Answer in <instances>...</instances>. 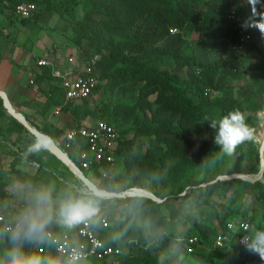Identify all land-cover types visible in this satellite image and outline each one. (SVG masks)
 <instances>
[{
	"label": "trees",
	"instance_id": "obj_1",
	"mask_svg": "<svg viewBox=\"0 0 264 264\" xmlns=\"http://www.w3.org/2000/svg\"><path fill=\"white\" fill-rule=\"evenodd\" d=\"M24 1L34 2L37 5L36 13L47 5L38 0H0V3L14 11L15 6ZM98 1L84 2L85 19L80 22L77 43L87 36L95 52L110 51L109 55L103 54L97 63L100 83L94 93L105 81L110 83L112 92L117 91L118 96L122 95L127 100L125 103H115L107 120L101 121L113 126L120 134L115 163L116 158L124 161L123 171L129 182L127 189H143L162 201L147 197L117 199L115 201L126 210L124 219L115 221L109 209L101 216L110 218L109 228L99 227L98 217L90 220L102 239L123 249L118 264H157L152 252L168 256L171 254L169 248L177 242L186 244L188 249L189 239L194 237L198 238V243L193 253L205 255L206 252L222 251L227 255V263H249L255 255L238 245L236 234L221 249L215 247V238L220 233L228 232L230 222L246 221L253 230L254 219L236 212L234 205L240 191L250 186L256 188L250 190L253 200L264 208V184L260 181L251 184L241 178L217 179L219 175L232 174L226 168L212 177V183L207 181L205 186L198 187V183L191 182L186 185L189 189L185 191L184 185L175 193L172 189L159 190L158 186L168 185L185 169L191 170L203 161V152L212 143L215 144L211 120L218 121L230 111L242 112L238 101L233 99L236 90L233 84L240 80L246 70L237 53L249 51L262 54L261 46L254 42L257 34L252 33L249 42L242 41L243 33L250 32L243 30L231 2L225 0ZM261 2L264 3V0ZM201 4L208 9H199ZM257 10L264 11L260 5H257ZM233 13L236 16L234 19L231 17ZM95 16L103 19L99 30L93 31L90 23ZM104 18H114V22L106 28L109 22ZM187 27L199 31L200 46L194 53L185 54L178 45L172 53L153 59L152 52H161L156 44L164 41L167 29L178 31ZM199 50L200 61L196 57ZM212 52L219 56L215 61L209 58ZM163 53L166 54L167 50L160 54ZM233 53L236 54L231 58L229 54ZM184 67L189 75L186 78L170 70ZM252 81L251 98L248 100L254 101L260 97L264 103L263 59L253 71ZM212 92L222 95L221 100H214ZM154 95L156 100L152 102L149 99ZM88 101L70 102L75 104L71 105V111L81 116L77 110ZM123 134L132 136L125 138ZM215 147L220 150L218 145ZM249 158L256 162L255 173L262 171L258 145L249 153ZM115 163L105 164L104 169L111 173V178L106 181L113 179ZM218 194L227 197V203L219 209L213 207L217 205L214 196ZM6 199L4 191L0 189V204L7 205ZM214 222L216 224L212 226ZM168 224L175 230L169 231L166 228ZM178 225L180 228H177ZM117 230L121 239L117 238ZM36 235L44 236V232L25 236L24 240L33 239ZM124 243L127 247L133 243L141 244L142 255L134 257L126 254ZM14 246L16 242L12 236L0 232V253L9 259L7 253Z\"/></svg>",
	"mask_w": 264,
	"mask_h": 264
},
{
	"label": "rangeland",
	"instance_id": "obj_2",
	"mask_svg": "<svg viewBox=\"0 0 264 264\" xmlns=\"http://www.w3.org/2000/svg\"><path fill=\"white\" fill-rule=\"evenodd\" d=\"M40 1L46 2L47 5H44V8L50 13H53V15L57 16L55 18H50L51 23H53L54 21L55 23L50 25L49 29H55L54 31H56V33L64 40L67 45L65 49L66 52H68L69 50H75V52H77V55H80V53L85 55L92 54L97 55L99 59H101L103 54L109 55L110 51L108 50H103L102 53L97 51L95 52L92 47L93 45L91 43V40L87 36L81 38L80 42L77 43L80 22L85 19L84 2L86 0ZM90 1L92 3L99 2L98 0ZM225 1L231 2L232 8L237 13L239 23L241 25H243L246 21H249L250 18H255L252 17L251 6L248 4L247 0ZM200 6L201 7H199V9H201L202 11H206L208 9L207 6H204V4H201ZM102 19L103 18H98L97 16L92 18L90 25L93 31L99 30L98 28L101 25L100 21ZM110 19L111 18H104V20H107V22H109L106 25V28L108 25H112V23L114 22V18L112 20ZM243 30L250 32L249 34H257V38L256 40H254V42L261 46V50L263 52L262 54L249 51H246V53H237V56H240L241 62L244 63V67H246V70H244V74H242L243 76L240 78V80L233 84L236 88L235 92L233 93V99L238 101L239 106L241 107V110L245 115L247 124L253 129V139L251 141H246L238 146L235 153L231 156L223 154L220 150H218L217 147H215L216 145L212 143L210 145V148L203 152V161H201L197 165V167H194L191 170L189 168L185 169V171L180 173V176L178 178H174L166 186L159 184V190L169 191L172 189V191L175 193L180 190V187L182 188L185 185L184 190L186 191L190 188L186 185L191 182L198 183V187L205 186L207 185V181H211L213 179V176H217L220 171L225 170L226 168H229L232 171V174L224 176L219 175L217 179L228 180L231 178H241L251 184L256 181H260L262 184H264V170L255 173L256 162L249 158V153L254 149L255 145H258V143H256L255 141L262 139V137L264 136V103L262 102V99L260 97L254 101L248 100L249 98H251L252 93L251 85L253 83V71L260 64L261 59H263L264 61V36H262L261 33L255 28L243 27ZM165 34L166 37L164 41L156 44V47L158 48V51H161L160 53L164 52L165 50H167V53L158 54V52H152V57L154 60L156 58H159V56L167 55L168 52L172 53L174 49L177 50V48L175 47H177L178 45H181V50L185 54L194 53V50H196L200 46L199 31L197 28L187 27L186 29L182 30L178 29V31L169 28L167 29ZM200 54V50L197 51L196 57L198 61H200ZM234 54L236 53L229 54V56L231 58H234ZM218 57V55L212 52L209 58L210 60L215 61L218 59ZM157 64H159V62ZM170 70L173 72H178L183 78L189 76L185 67L182 69L170 68ZM110 87L111 85L109 82L103 81L99 91L97 93H94L92 98L89 99L88 102L80 106L77 110L79 114L88 115V117H90L91 121L93 122L92 125L101 120H107V116L110 111L113 110L112 107L115 103L127 102L124 96H118L116 93L117 91L112 92V89ZM239 89L242 90L239 91ZM212 98L214 100H221L222 95L217 92H212ZM149 100L154 102L156 100V96H151ZM117 129L120 131L118 127ZM0 131L2 132L1 128ZM124 136H126L125 138H130L132 135L129 134ZM28 138L29 137L26 134L14 136V138L9 139L11 142L14 141V143L18 145L16 146L17 149L28 161L34 162L33 164H31V166L29 163H26L31 167V169H29L31 171H28V169H26V171H20L19 169H11L5 166L0 167V189L4 191L5 198H7V206L16 211L34 208L35 195L40 190L51 191V206H53L54 204H60L61 201L67 199L70 196H79L81 193V189L84 187L85 183L79 177L74 175L67 166L64 165L62 161L64 159L58 154V157H56L60 161L56 159V157L52 156L47 151L50 150L49 148H47V150L29 153L28 148L32 143H34L35 137H33L34 139ZM57 147L66 155V157L71 162L75 161L74 163L77 164V159H73L71 155L69 156V158L67 156L68 154H66L59 146ZM37 159H39V164H35V161H37ZM64 162L66 161L64 160ZM66 164L68 163L66 162ZM115 168L116 171L113 179L107 181L101 179V177L98 175L97 179L95 180L93 179L95 177H93V174L91 172H83L84 177L90 180L91 183H94V185L103 192L102 194H99L98 197H96L97 207L99 211L94 216L95 218L105 215V213L109 209H111L115 221L125 218L126 210L118 203V201H115L117 199H123L124 197L120 195H123L122 193L130 190L127 189L129 182L123 171V159L116 158ZM216 180H214L213 182H215ZM210 183H212V181ZM251 189L256 188L245 186V188L240 191L238 200L234 205V209L242 216L248 219H254V226L252 230V233H254V231L261 230L264 227V208L255 203L250 193ZM153 195L154 194L152 193V196ZM214 198L217 202V205H213V207L217 209L227 203V197H223L222 194L215 195ZM159 200L160 202L162 201L161 199ZM215 224L216 223L214 222L212 226H215ZM178 227L180 228L179 225L177 226V228ZM166 228H168L169 231H171L172 229L175 230V228L170 224H168ZM116 235L117 238L121 239L119 230H117ZM26 241L27 243L29 242L28 244H32V249L33 247L35 249V246L38 245L37 241L33 242L31 239H28ZM17 246L20 247L23 253H25L23 251L24 245L20 244ZM125 246L126 244L124 243V247ZM141 247V244L133 243L131 247H125V253L131 254V256L134 257L140 256L142 255ZM169 250L171 254L168 256H163L161 252H152V255L156 257L157 264H230L227 263L228 259L226 253L222 251L206 252L205 255H201L198 252L188 254L186 244L183 245L178 242L172 244ZM32 252L33 250H31V254ZM0 262H3V264H7L8 262V258H6L3 253H0ZM76 264H103V262L96 259H88L80 261ZM112 264L117 263L113 262ZM247 264H264V261H262L258 255H255V257H253Z\"/></svg>",
	"mask_w": 264,
	"mask_h": 264
},
{
	"label": "crops",
	"instance_id": "obj_3",
	"mask_svg": "<svg viewBox=\"0 0 264 264\" xmlns=\"http://www.w3.org/2000/svg\"><path fill=\"white\" fill-rule=\"evenodd\" d=\"M55 17L57 16L44 9L35 13L31 19H21L0 3V167L31 171L29 169L34 162L28 161L17 149L18 145L9 139L26 134L28 139L36 138L30 129L50 137L68 157L71 155L73 159H77L78 146H68L65 133L79 126L96 125H92L90 117L76 116L71 111V105L75 104L66 102L61 80L52 76L51 68L37 65L40 59H47L56 70L67 74L83 70V54L77 55L75 50L66 52L64 40L55 29H49L55 23H51L50 18ZM70 57L75 58V63H69ZM59 109L60 112L57 111ZM47 151L52 156H57L50 150ZM35 164H39L38 161ZM64 165L69 168L67 164ZM88 172L93 174L95 180L99 176L93 171ZM73 174L76 175L74 172ZM58 208L59 204L51 206V222L62 226L56 219ZM25 211L23 209L18 212ZM26 243L23 246L24 254L30 255L31 250L33 254L34 247L32 249L29 242Z\"/></svg>",
	"mask_w": 264,
	"mask_h": 264
},
{
	"label": "built area",
	"instance_id": "obj_4",
	"mask_svg": "<svg viewBox=\"0 0 264 264\" xmlns=\"http://www.w3.org/2000/svg\"><path fill=\"white\" fill-rule=\"evenodd\" d=\"M36 11L37 5L28 1L17 4L14 9L15 15L21 19H31ZM231 17L236 18L235 13ZM251 40V34L243 33V42ZM82 58L83 70L75 73L70 72L69 74L56 70L54 65L47 59H40L37 62L39 67L51 68L52 76L61 80L64 97L68 103L91 99L100 83L97 67L99 57L92 54H83ZM69 63H75V58L70 57ZM57 111L60 112V109ZM65 140L68 146H78V162L75 165L80 172L93 171L103 180L111 178L110 171H106L104 166L105 164L113 165L115 163V152L120 140V134L113 126L104 121H99L93 127H76L65 133ZM255 142L258 143L262 169H264V136ZM133 189L136 188L130 190ZM23 213L6 206H0V232L12 236L14 232L26 231L22 230L21 226ZM97 220L99 227L102 229L109 228V217L100 216ZM227 229V233H220L215 238L216 248H224L228 242L235 238L234 234H236L238 245L244 247L240 240L243 236H251L252 226L246 221H238L236 223L230 222ZM24 237L25 235L22 234L18 240H15L16 246L24 245L27 242ZM31 240L39 243L35 247L33 255L58 261L59 264H67L74 252L81 254V259L76 263L96 259L107 264L113 262L118 264V258L123 254L121 247L113 242H106L100 237L94 222L90 219L71 228L51 222L45 228L44 236L36 235ZM197 243L198 238L189 239L188 253L194 252V246ZM30 245L32 246V244Z\"/></svg>",
	"mask_w": 264,
	"mask_h": 264
},
{
	"label": "clouds",
	"instance_id": "obj_5",
	"mask_svg": "<svg viewBox=\"0 0 264 264\" xmlns=\"http://www.w3.org/2000/svg\"><path fill=\"white\" fill-rule=\"evenodd\" d=\"M247 2L251 6L252 17H258V19L250 18L242 27L255 28L264 36V11L257 10V5L264 9V3L261 0H247ZM210 127L215 130L214 143L219 146L223 154L229 156L235 153L238 146L253 139V129L247 124L245 115L239 110L230 111L218 121L211 120ZM51 143L50 137L44 134L37 135L34 143L29 146L28 152L34 153L47 149ZM98 196L99 189L91 182L85 183L79 196H70L60 202L56 213L57 221L71 228L94 217L99 211L96 201ZM51 201L50 190H40L36 193L35 207L26 210L21 216L22 230L26 231L14 232L12 234L14 241L18 240L22 234L32 236L44 232L53 219ZM240 243L246 251L258 255L264 261V230H256L251 236H243ZM7 256L9 257L7 264H59L58 261L40 256L25 255L18 246H14ZM80 259L81 254L74 252L67 264H76Z\"/></svg>",
	"mask_w": 264,
	"mask_h": 264
},
{
	"label": "bare ground",
	"instance_id": "obj_6",
	"mask_svg": "<svg viewBox=\"0 0 264 264\" xmlns=\"http://www.w3.org/2000/svg\"><path fill=\"white\" fill-rule=\"evenodd\" d=\"M9 106V104H8ZM10 110L13 112V110L10 108ZM11 113V112H10ZM15 114V113H13ZM15 116V115H14ZM18 116V115H17ZM18 118H20L21 120H23V118L21 116H18ZM32 131H34V134L37 136V135H41L42 133L41 132H38V131H35L34 129H32ZM52 140V139H51ZM52 153L54 154H58L60 155L68 164L69 167H71V169L75 172V174L84 182V183H87V182H90V180H88L87 178L84 177L83 173L80 172L77 167L75 165L72 164V162L66 157V155L59 150V148L57 147V145L54 143V141L52 140V143L51 145L48 147ZM57 155V156H58ZM59 156V157H60ZM64 160H62L64 162ZM66 162H64L66 164ZM93 184V183H92ZM98 189V188H97ZM103 192L101 190H99V194H102ZM124 195H130V196H152V194H150L149 192H146V191H143L141 189H133V190H130L128 191L127 193H125Z\"/></svg>",
	"mask_w": 264,
	"mask_h": 264
},
{
	"label": "water",
	"instance_id": "obj_7",
	"mask_svg": "<svg viewBox=\"0 0 264 264\" xmlns=\"http://www.w3.org/2000/svg\"><path fill=\"white\" fill-rule=\"evenodd\" d=\"M31 131H32V129H30ZM33 133H34V131H33ZM72 164L73 165H75V163L72 161ZM76 166V165H75ZM77 167V166H76ZM70 168V167H69ZM71 169V168H70ZM77 169H78V167H77ZM72 170V169H71ZM79 170V169H78ZM73 171V170H72ZM74 172V171H73ZM75 173V172H74ZM141 190H143V189H141ZM143 191H145V190H143ZM128 191H126V192H124V193H122L123 195H120V196H122V197H126V195H124L125 193H127ZM147 192V191H146ZM124 197V198H125ZM127 197H131L130 195H127ZM143 197H147V198H150V199H152V200H154V201H158V202H160V200L159 199H157L154 195L153 196H143Z\"/></svg>",
	"mask_w": 264,
	"mask_h": 264
}]
</instances>
